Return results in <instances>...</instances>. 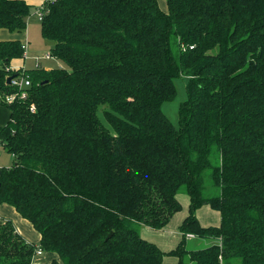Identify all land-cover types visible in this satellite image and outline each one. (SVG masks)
I'll use <instances>...</instances> for the list:
<instances>
[{"label":"trees","instance_id":"1","mask_svg":"<svg viewBox=\"0 0 264 264\" xmlns=\"http://www.w3.org/2000/svg\"><path fill=\"white\" fill-rule=\"evenodd\" d=\"M163 1L43 0L50 69H14L27 43L0 38V203L40 234L0 218V264H32L37 246L57 255L41 264H264V0ZM31 8L0 0V30L25 31ZM19 74L28 96L7 103ZM178 79L174 125L162 104ZM179 194L181 238L163 251L140 229H163Z\"/></svg>","mask_w":264,"mask_h":264},{"label":"crops","instance_id":"2","mask_svg":"<svg viewBox=\"0 0 264 264\" xmlns=\"http://www.w3.org/2000/svg\"><path fill=\"white\" fill-rule=\"evenodd\" d=\"M26 2L33 7L37 8L39 7L43 0H26ZM26 31L23 32H9L6 29H1L0 30V38L1 39H18L22 43H26ZM49 52V51H48ZM45 52L44 54L48 53ZM43 54V55H44ZM41 55V56H43ZM36 58H39V55L36 56ZM50 59V58H49ZM27 60V54L26 50L24 52V56L21 58H14L10 62V66L19 69V68H31L30 66H27L26 63ZM39 65V61L36 62ZM35 67V66H33ZM9 115L10 112L9 110L4 107L0 106V126H3L8 120H9ZM12 157V155H10ZM1 157V153H0ZM12 159H8L5 164H0L2 165H8L10 164ZM187 198V197H186ZM180 202H181V210L178 211L173 215V217L170 219L169 223L163 227L161 230H154L150 227L143 226L140 229L141 236L153 243H155L161 250L163 251H168L172 249L173 247L176 246L178 241L181 238V233L179 231V225L181 224L182 220L186 216L188 212V199L181 200L179 197ZM215 211V212H214ZM218 214V215H217ZM196 216L199 220V222L202 225H217L219 223V212L212 209L209 205H203L200 208L196 210ZM0 218L5 219V220H10L15 228V230L28 242L31 243H36L38 244L40 240V234L33 228L31 223L21 217V215L10 205L6 203H0ZM219 218V219H218ZM46 254H50V258L57 257L53 255L54 253L50 252H44ZM43 254V253H42ZM39 255L40 257L42 256ZM39 256H35V258L38 259ZM39 257V258H40ZM33 258L32 264H41V263H36V259ZM49 259V261L51 260ZM48 261V262H49ZM46 263V262H45ZM177 260L173 256H165L163 257L162 263L161 264H176Z\"/></svg>","mask_w":264,"mask_h":264},{"label":"rangeland","instance_id":"3","mask_svg":"<svg viewBox=\"0 0 264 264\" xmlns=\"http://www.w3.org/2000/svg\"><path fill=\"white\" fill-rule=\"evenodd\" d=\"M159 3L163 9H165V3L163 0H159ZM40 20L38 12L36 11V8L32 6L31 8V14L28 16L26 21V54H27V60L26 65L33 67L36 65V62L39 61L40 67H43L45 69H50L52 67L61 65L62 62L60 60L55 59L54 57L45 58L44 56L47 54H44L45 52L49 51L50 46L52 43L46 39H44L40 32ZM44 54V55H43ZM39 55V59H36V56ZM43 55V56H41ZM15 69V68H14ZM24 68H19V70L23 71ZM185 79H178L175 81L176 83V97L172 101H168L162 104V111L166 114V116L171 120V122L176 125L177 124V113H178V107L179 102L182 101L185 98ZM0 164H5V162L8 161V159H12L10 154L6 152L5 150L0 148ZM181 200L188 199L186 194H179ZM187 197V198H186ZM215 212V211H214ZM218 215V214H217ZM219 219V218H218ZM205 240L195 238L192 240L187 241V248L193 249L198 247H204ZM50 254L43 253L42 256L38 259L35 258L36 263H45L48 262L50 258ZM57 256L56 254H53Z\"/></svg>","mask_w":264,"mask_h":264},{"label":"built area","instance_id":"4","mask_svg":"<svg viewBox=\"0 0 264 264\" xmlns=\"http://www.w3.org/2000/svg\"><path fill=\"white\" fill-rule=\"evenodd\" d=\"M39 18L41 17V14L38 12ZM45 58H51L50 53L48 52L45 56ZM22 73V72H20ZM10 85L15 89V91L9 92L5 95L4 100L7 103L16 101V100H24L28 96V90L27 88L30 86V80L25 75H16L12 77L10 80ZM29 109L33 111L35 109L34 104H31ZM188 237H193L192 234H188ZM43 253L42 249L37 246L35 250V256H39Z\"/></svg>","mask_w":264,"mask_h":264},{"label":"water","instance_id":"5","mask_svg":"<svg viewBox=\"0 0 264 264\" xmlns=\"http://www.w3.org/2000/svg\"><path fill=\"white\" fill-rule=\"evenodd\" d=\"M12 77H13V76H8V77L6 78V82H7V84L10 83V80L12 79Z\"/></svg>","mask_w":264,"mask_h":264}]
</instances>
